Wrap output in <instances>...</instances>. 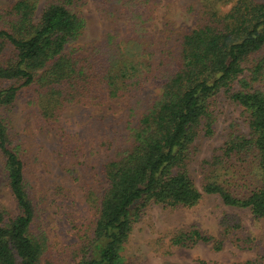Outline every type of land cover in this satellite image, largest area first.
I'll return each instance as SVG.
<instances>
[{
  "label": "trees",
  "instance_id": "1",
  "mask_svg": "<svg viewBox=\"0 0 264 264\" xmlns=\"http://www.w3.org/2000/svg\"><path fill=\"white\" fill-rule=\"evenodd\" d=\"M7 1L0 2V158L15 209L0 203V264H53L39 223L45 200L36 198L28 166L33 154L7 116L20 98L28 121L51 139L63 172L49 207L71 199L76 241L66 264H126L125 245L147 209H192L204 194L233 208L219 217L222 234L240 247L253 243L240 210L264 219V0H94L110 27L86 46L79 41L87 0ZM161 6L166 12L151 30ZM148 85L153 93L143 98ZM125 96L131 103L120 115L124 128L97 124L89 154L97 157L84 158L63 123L65 110ZM222 99L241 108L246 127L229 131L201 160L199 187L191 168L197 142L213 135ZM199 242L222 247L196 226L170 236V246Z\"/></svg>",
  "mask_w": 264,
  "mask_h": 264
},
{
  "label": "rangeland",
  "instance_id": "2",
  "mask_svg": "<svg viewBox=\"0 0 264 264\" xmlns=\"http://www.w3.org/2000/svg\"><path fill=\"white\" fill-rule=\"evenodd\" d=\"M1 4L8 2L0 0ZM43 1L41 0L40 5ZM7 4V3H6ZM86 18L87 27L79 43L86 46L89 42L100 37L103 31L109 29V23L104 20L94 3V0H87L81 6ZM166 7L161 6L156 9V19L149 25L151 30L160 26L161 19L166 12ZM180 20L181 16L176 17ZM155 22V24H153ZM189 25L192 20H186ZM157 27H156V26ZM115 28L121 29L116 25ZM153 88L148 85L143 90V98L152 94ZM141 97V98H142ZM24 98H20L13 114H7L8 121L12 125V130L18 131L19 136L24 138L20 141L24 148L28 150L30 173L34 181V194L37 199L45 200V209L39 215V223L42 227L47 240L48 247L46 255L49 256L53 264H66L72 260L71 252L75 249V237L71 234V225L67 214V205L71 204V199L67 195L58 198L50 207L47 203L52 200V188L55 183L62 181V171L56 167V160H53L51 152L53 144L46 135H41L34 128L33 119L29 121L23 111ZM130 98L125 96L116 101L108 100L102 105L71 104L63 114V123L66 129L78 140L83 151V157H90L93 153V140L97 132L94 127L103 125V131L120 130L124 128L120 123V115L127 109ZM217 123L212 136L201 139L197 142L198 152L192 165V172L199 187L205 173L201 169V160L209 157L216 148L220 147L228 132H240L245 130L246 118L241 108H238L224 99L220 100L216 108ZM102 118L104 119L102 121ZM100 122L91 123L92 120ZM97 125V126H98ZM91 126V127H90ZM33 131V132H32ZM33 133H36L34 135ZM97 157V156H91ZM80 169V168H79ZM81 170V169H80ZM202 171V173L200 172ZM83 172V171H82ZM84 173V172H83ZM84 179L87 174H82ZM6 177L0 158V203L10 210L15 209V201L7 187ZM101 189V183L98 184ZM75 193L77 187L72 186ZM67 190V189H66ZM68 191V190H67ZM71 193V192H70ZM69 193V194H70ZM73 195V193H72ZM74 196V195H73ZM67 198V200H66ZM76 196L80 212L83 205ZM75 200V197H74ZM67 208V209H66ZM233 208L226 207L215 195H206L201 203L192 209L181 211H170L162 206H153L146 210L142 219L135 225L133 232L125 245L124 257L126 264H232L242 262L247 259H255L257 264H264V219L257 220L246 210H240L243 222L249 227L254 239L250 246L240 247L235 244L231 236L222 234L219 224V217L223 211H231ZM66 211V212H65ZM65 212V213H64ZM89 217V212H84ZM196 226L204 233L213 236L214 239L221 241V249H215L210 243L199 242L192 247L170 246V236L173 232L180 229H189Z\"/></svg>",
  "mask_w": 264,
  "mask_h": 264
}]
</instances>
